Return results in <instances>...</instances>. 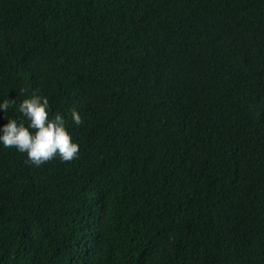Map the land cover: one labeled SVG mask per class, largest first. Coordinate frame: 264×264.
I'll list each match as a JSON object with an SVG mask.
<instances>
[{"label":"trees","instance_id":"obj_1","mask_svg":"<svg viewBox=\"0 0 264 264\" xmlns=\"http://www.w3.org/2000/svg\"><path fill=\"white\" fill-rule=\"evenodd\" d=\"M34 94L80 152L0 143V264H264V0H0V128Z\"/></svg>","mask_w":264,"mask_h":264},{"label":"clouds","instance_id":"obj_2","mask_svg":"<svg viewBox=\"0 0 264 264\" xmlns=\"http://www.w3.org/2000/svg\"><path fill=\"white\" fill-rule=\"evenodd\" d=\"M23 89H21V95ZM16 105L14 100L5 99L0 103V109L5 113ZM51 105L47 97L32 95L19 102V112L24 120L8 119L0 128V143L5 148H15L18 152L26 153L27 161L40 166L56 158L61 162H72L79 157V145L73 142L71 133L66 128V121L61 114L56 113L49 118ZM74 125L84 123L78 112L72 111Z\"/></svg>","mask_w":264,"mask_h":264}]
</instances>
